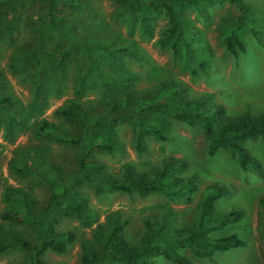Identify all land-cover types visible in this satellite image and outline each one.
I'll use <instances>...</instances> for the list:
<instances>
[{"label":"trees","instance_id":"trees-1","mask_svg":"<svg viewBox=\"0 0 264 264\" xmlns=\"http://www.w3.org/2000/svg\"><path fill=\"white\" fill-rule=\"evenodd\" d=\"M15 3L16 0H0ZM42 17L46 26L58 37H67L71 43L86 49V67L78 73L74 81L73 97L54 110V114L65 120L75 122L77 131L69 133L48 120H40L33 126V135L39 140H54L75 146L73 156L74 170L64 173L62 167L47 161L45 154L33 149L30 154L18 150V160L11 164L12 173L19 179L27 174H35L38 184H45L48 195L43 215L34 214L31 187L7 185L2 198L7 203L0 214V254L19 250L27 254L24 264H50L42 256L49 250L65 253L68 246L76 241L73 230H58V225L66 217H75L80 225L90 226L97 222V213L90 209L80 188L88 187L95 193L104 190H117L138 193L142 196L160 194L168 200L179 203L192 202L198 192L199 175H184L191 165L183 156L166 155L151 168V173L138 170L130 163H124L118 174L109 172L106 165L98 159L101 153L124 151V143L115 137L118 127L129 125L137 153L149 149L147 136L159 141L170 139L172 120L185 123L188 127L202 130L207 142V152L214 157L219 152L236 160L242 169L250 168L258 176L264 177V166L251 153L248 143L264 142V113L255 114L248 109L232 112L223 103H209L207 94L189 97L187 86L172 78H164L151 90L136 91L129 76L119 81L96 70L98 54L108 53L110 63L121 67L119 54L128 53L140 59L139 51L133 42L116 45L104 39L86 41L71 33L62 12L61 2L84 12L90 7L80 0H44ZM214 0H121L119 12L133 26L137 17L143 32L153 35V21L158 8H162L168 26L162 36L157 38L159 45L168 46L173 54L180 57L189 68L192 77L204 72L211 64L209 44L201 36L200 29L187 17L180 14V5L196 9L201 17L208 18L207 3ZM234 4L238 14L232 26L222 37L225 48L232 54L246 52V44L240 34L248 30L257 44L264 50V24H256V15L245 0H226ZM14 25L8 19L0 27V35L8 42H15ZM70 49L62 51L57 58V71L63 70L65 58ZM41 75L51 72L46 57H39ZM154 71V70H153ZM42 78V77H41ZM57 78V77H56ZM43 79V78H42ZM118 86L123 95L118 100L97 105L84 102L81 98L89 88ZM36 95L43 99L46 86L40 83ZM7 104L12 112L6 120L5 128L23 127L29 120L15 109L13 97L0 94V106ZM41 154L43 156H41ZM28 188V189H27ZM234 190L232 185L214 182L206 187L196 220L192 224L180 223V213L169 201L158 203L159 218L146 219L144 229L137 242L130 243L126 235L128 220L117 210L106 214L104 222H97L92 232L93 240L80 242L82 264H157L156 258L163 257L171 264H195L193 257L218 263L217 255L248 245V241L236 232L214 235L226 226L241 221L245 216L242 207L224 209L220 202L229 197ZM15 204L21 212L15 211ZM264 211V195L259 198ZM28 222L37 229L34 240L21 231L7 229L4 221ZM183 250L188 251L187 255ZM62 264V263H57Z\"/></svg>","mask_w":264,"mask_h":264},{"label":"rangeland","instance_id":"rangeland-1","mask_svg":"<svg viewBox=\"0 0 264 264\" xmlns=\"http://www.w3.org/2000/svg\"><path fill=\"white\" fill-rule=\"evenodd\" d=\"M80 1L90 7V12L61 2L62 12L71 25V33L86 41L104 39L111 45L131 41L139 51L140 59L128 53L119 54L120 68H115L110 63L108 53L98 54L95 68L99 72L115 81L129 76L136 91L151 90L161 79L169 77L184 83L189 97L206 93L209 103H223L232 112L248 109L255 114L264 113V50L248 30H243L240 34L246 44L245 53L232 55L222 41L224 33L233 25L238 14L234 4L226 0L207 3L209 16L206 19L195 8L180 5V14L200 29L202 38L209 44L211 54V64L206 71L192 77L179 56L173 54L168 46L162 47L157 43V38L162 36L163 30L168 26L162 8L156 10L153 35L148 36L143 32L137 17H134L131 28L118 10L121 0ZM245 1L257 17L255 23L264 24V0ZM45 6L44 0H16L15 3L4 1L0 4V27L8 19L12 20L15 27L13 44L8 42L6 36L0 35V94L13 97L17 113L29 116L25 126H13L11 130H7L5 123L12 109L7 104L0 106V214L7 205L2 198L4 187L24 185L31 187L34 214L43 215L48 195L46 185L35 183V174H27L19 179L11 171V164L18 160V150L30 154L33 149H38L39 153L45 154L49 163L62 167L64 173L74 170L72 160L75 146L54 140L39 141L33 135V125L40 120H48L69 133L77 131L75 122L56 116L54 110L74 96L75 78L86 67L85 47L71 43L67 37H58L47 28L42 17ZM67 49H70V54L64 60L63 70L56 73L58 55ZM40 56L54 64L51 72L46 71L45 75H41L43 71L40 70ZM40 83L46 86L43 99L36 95ZM122 95L123 89L118 86L93 87L81 99L97 105L98 109L105 103L120 99ZM115 137L124 143V151L101 153L97 156L109 172L118 174L124 163H130L149 174L151 168L166 155L183 156L191 162L183 174L198 173L199 190L192 202L179 203L160 194L142 196L117 190L95 193L88 187H82L80 192L88 207L97 213V222H104L107 213L119 211L128 220L127 239L130 243H135L144 229V220L159 218L158 203L169 201L179 211L180 223L188 225L196 220L199 203L209 184L218 182L232 185V194L221 200L220 207H242L245 216L241 221L213 234L236 232L248 241V245L219 253L218 263L195 257L193 261L195 264H264V211L259 204V198L264 195V177L258 176L250 168L242 169L236 160L228 158L222 152L214 157L210 156L202 130L188 127L180 121L172 120L170 139L167 141L147 136L149 149L145 153L136 152L129 125L118 127ZM248 147L264 166V142L251 141ZM15 211L21 212L18 204H15ZM4 222L7 229L21 231L29 239H35L37 229L28 222ZM96 223L82 226L75 217L64 218L58 225V230L75 231L76 241L68 246L65 253L43 251V258L50 264H82L80 242L83 239L93 240L92 232ZM183 252L190 255L186 250ZM26 261L27 254L16 249L0 254V264H24ZM156 263L171 264L163 257H157Z\"/></svg>","mask_w":264,"mask_h":264}]
</instances>
